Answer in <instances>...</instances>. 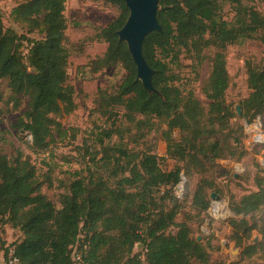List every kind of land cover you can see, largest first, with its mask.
I'll list each match as a JSON object with an SVG mask.
<instances>
[{
  "label": "trees",
  "instance_id": "16d2710c",
  "mask_svg": "<svg viewBox=\"0 0 264 264\" xmlns=\"http://www.w3.org/2000/svg\"><path fill=\"white\" fill-rule=\"evenodd\" d=\"M12 1L10 16L25 33L5 28L0 12V84L7 90L5 95L0 90V117L25 102L15 128L27 133L29 149L40 154L66 137L57 118L76 108L75 89L67 74L65 0ZM95 1L118 11L107 26L96 30L94 41L105 43L106 49L90 62L93 74L117 65L125 72L119 85L111 92L99 91L94 100L95 111L111 119V127L104 122L98 127L100 149L85 147L86 174H72L58 207L42 192L44 185L50 187L49 179L44 184L29 159L20 151L11 157L0 153V254L5 263L13 251L19 264H72L71 247L82 240V264H226L211 259L208 250L216 247L199 243L186 222L177 223L183 204L175 189L182 177H198L190 207L204 222L210 195L219 194L213 178L217 161L226 151L241 157L239 138L234 139L232 151L221 140L236 119V111L225 104L230 86L225 51L257 34L264 43V16L241 0H159L156 19L161 31L149 33L142 44L143 59L153 71L152 87L160 94L149 95L135 81L136 66L116 35L129 14L125 3ZM224 4L234 8L232 24L221 17ZM34 33L38 39L28 37ZM207 49L214 53L202 89L208 101L205 108L191 90L175 85L170 65L183 52L201 63ZM247 88L250 93L240 103L243 141L244 125L256 119L264 131V64L259 69L247 66ZM160 125L166 126L160 133L166 158L176 163L171 170H162L150 150L132 152L105 142L127 134L138 145ZM243 141L241 148L247 151ZM253 184L254 191L229 202L233 215L228 219L229 240L242 248V260L264 255V169L254 176ZM6 225L18 230L21 239L6 244L2 239ZM254 231L261 236L257 243L250 241ZM136 245L142 251L134 252Z\"/></svg>",
  "mask_w": 264,
  "mask_h": 264
},
{
  "label": "rangeland",
  "instance_id": "374dc122",
  "mask_svg": "<svg viewBox=\"0 0 264 264\" xmlns=\"http://www.w3.org/2000/svg\"><path fill=\"white\" fill-rule=\"evenodd\" d=\"M241 1L243 5L252 7L264 16V0ZM14 7L15 3L12 0H0L2 22L5 28L13 29L18 35H22L25 32L21 25L14 22L10 16ZM117 13L116 7L95 0H65L64 16L67 22L65 36L66 47L69 51L67 74L68 83L75 89L74 101L76 104V108L71 114L57 118L61 128L66 131L65 138L56 140L47 151L33 154L29 149L30 137L27 133L15 128L18 117L26 110V103L24 102L17 111H4L0 117V153L11 157L20 151L25 158L29 159L35 166L39 179L44 184L45 178L49 179L50 187L47 184L44 185L42 192L57 207L60 196L67 193L66 189L72 181V174L77 171L84 172L86 169L85 147L90 145L97 151L100 149L96 142L98 127L103 122L107 128H110L112 124L111 119L108 120L95 111L94 100L99 91L111 92L119 85L125 72L121 66L117 65L93 74L90 71V62L103 55L106 49L105 43L94 41L93 36L96 30L107 26ZM220 14L223 20L229 24L233 23L235 14L232 6L224 4ZM28 37L38 39V35L35 33ZM27 47L28 44L24 42L21 49L23 53ZM213 53V49L205 50L200 63L183 52L176 55L170 65L171 71L176 77L175 85L182 91L191 90L205 108L208 101L205 99L202 89L209 76ZM225 56L226 69L230 77V86L225 92V104L236 111V107L240 106L241 101L247 98L250 93L247 88V66L259 69L264 64V43L261 42L259 34H257L252 38L228 46ZM0 85L1 92L4 95L7 94L5 86ZM1 107L4 106L1 105ZM242 121L241 117L236 114V119L231 122V132L229 131L228 134L225 132V137H221L230 151L234 147V139L239 138L237 152L242 155L240 158H238V153L229 156L226 151L223 155L224 158L217 161L219 169L213 172V178L217 183L219 194H216L218 197L216 200L209 198L210 207L204 222H200L196 218L190 207L198 181L197 176L188 179L184 177L175 189L177 199H180L183 204V209L176 221L177 223L186 222L191 228L192 236L199 243L203 245L209 243L216 247L208 250L212 260H223L226 264H264V255L261 253L251 259H240L242 248L236 247L235 243L229 240L228 219L233 217L229 209V202L231 199H239L245 192L254 191V176L264 169L262 168L264 167L263 147L258 146L254 150L248 148L247 151L241 148L243 147L241 140L243 141L244 137L242 138V131L239 130V127ZM120 124L123 127V124ZM253 126L251 125L250 128ZM165 129V125H160L156 133H149L138 145L133 143L127 134H124L122 139L113 136L109 142L108 140L105 142L127 148L132 152L150 150L158 157L160 168L167 171L173 169L176 163L166 158V144L160 140V133ZM260 139H264V131L261 132ZM85 174L86 171L83 175ZM233 174L236 175V178L233 177ZM21 237V233L10 228L9 225L2 227V239L6 244L14 243ZM260 240L261 236L254 231L250 241L257 243ZM140 251H142V246L136 245L134 252ZM231 251H236V254L230 255Z\"/></svg>",
  "mask_w": 264,
  "mask_h": 264
},
{
  "label": "water",
  "instance_id": "95a60500",
  "mask_svg": "<svg viewBox=\"0 0 264 264\" xmlns=\"http://www.w3.org/2000/svg\"><path fill=\"white\" fill-rule=\"evenodd\" d=\"M129 11L123 27L117 31L118 42L125 43L136 66V82H140L143 89L149 94L160 95L151 84L153 71L146 64L142 56V44L145 37L151 32H160L161 28L156 19L160 9L159 0H122ZM238 117L242 116L241 107H236ZM183 179V177H182ZM216 194L211 199L216 200ZM231 251L230 255H235Z\"/></svg>",
  "mask_w": 264,
  "mask_h": 264
},
{
  "label": "built area",
  "instance_id": "2783aa9c",
  "mask_svg": "<svg viewBox=\"0 0 264 264\" xmlns=\"http://www.w3.org/2000/svg\"><path fill=\"white\" fill-rule=\"evenodd\" d=\"M251 125H254V126L250 128ZM251 125L249 126L244 125L245 133L247 136L246 139L244 140V145L247 148H251L252 146H255V145L260 146L264 143V139L263 140L260 139V135L263 130L261 129V124H260L259 119H256V121ZM180 191H181V188H180ZM83 237L84 236H81V239ZM81 243H82V240L80 242H76V244L71 247L72 264H82V251L80 250ZM5 264H19L18 259L13 254V251H10L7 262Z\"/></svg>",
  "mask_w": 264,
  "mask_h": 264
},
{
  "label": "crops",
  "instance_id": "0c3cea01",
  "mask_svg": "<svg viewBox=\"0 0 264 264\" xmlns=\"http://www.w3.org/2000/svg\"><path fill=\"white\" fill-rule=\"evenodd\" d=\"M234 177L236 178V175H234ZM0 264H5L2 254H0Z\"/></svg>",
  "mask_w": 264,
  "mask_h": 264
}]
</instances>
